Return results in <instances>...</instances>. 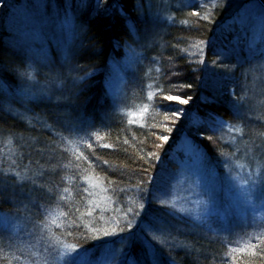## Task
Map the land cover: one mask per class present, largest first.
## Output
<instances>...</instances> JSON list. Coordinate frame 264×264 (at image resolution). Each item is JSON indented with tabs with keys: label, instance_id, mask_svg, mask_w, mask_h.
<instances>
[{
	"label": "trees",
	"instance_id": "trees-1",
	"mask_svg": "<svg viewBox=\"0 0 264 264\" xmlns=\"http://www.w3.org/2000/svg\"><path fill=\"white\" fill-rule=\"evenodd\" d=\"M19 1H6L0 5V83L10 93L25 85L21 71H25L28 65L24 53L12 52L5 46V26L11 12L8 4ZM143 1L47 0V7L59 12L68 6L83 25L82 46L74 62L88 76L66 99L54 97L51 102L24 103L23 106L29 109L24 113L8 106L0 93V213L22 218L25 215L21 212L23 207L29 210L42 208L46 204L43 196L49 192L60 194L63 189L72 201L66 204L64 200L63 205L58 203L62 210H69L61 230H69L74 238L73 245L83 250L101 249L106 244L103 240L95 244L90 230H129L126 227L130 223L148 220L147 214L141 215L142 205L147 208L151 205L158 182L165 177L168 167L176 163L174 157L185 156L176 150L181 139H191L194 151L203 156L209 168L220 174L221 159L234 154L235 149L238 153L237 145L248 149L251 135L264 137L263 109H244V114L239 115L231 106L230 92L233 89H236V95L241 92L239 84L234 86L240 81L236 78L256 59L247 54L253 51L248 36L247 39L232 29L223 28V19L226 20L232 0H218L209 16L202 14L201 9L176 10L174 24L167 34L168 47L165 45L161 52L159 49L148 52L145 65L130 81L132 88L141 89L144 84H150L145 93V97L150 98L145 113L138 121L115 114L106 89L108 70L113 60L122 57L123 45L131 39V31L136 28L140 31L144 26L140 24L137 12ZM221 41H226V46L217 44ZM258 41L261 56L264 53V33ZM221 48L224 52L232 50L228 58L220 57ZM241 57L245 58L242 64ZM209 66L216 71L229 69L227 75L222 74L224 71L220 74L213 71L214 87L207 84L211 82ZM168 95L181 96L188 103L167 101L164 97ZM173 112H179V115L173 116ZM35 114L41 116L39 120L42 122L33 119ZM249 114L256 116L250 117ZM257 118H261L262 123L255 120ZM223 124L238 131L232 142L224 136ZM162 136L167 139L162 140ZM24 139L28 143L21 145L20 140ZM77 139L82 142L81 147L73 152L70 149ZM36 146L45 147L49 154L47 159H39ZM259 147L249 149L260 155ZM11 160L17 163L13 166ZM23 166L31 169L29 174L42 188L16 186L24 172ZM90 176L100 179L113 203L106 212L114 220L112 224L99 218L101 209L89 205L91 196L84 191L82 182L85 183ZM156 209L159 211V206ZM34 220L32 218L28 223L35 225L37 221ZM196 235L191 231L185 234L175 232L177 238L174 240L178 241V246L163 255L166 259L163 261L169 263L172 260L176 264H264V239L254 243L255 248L230 256V248ZM8 237L0 228V264L17 262L12 256L18 250L10 247L7 252L4 247Z\"/></svg>",
	"mask_w": 264,
	"mask_h": 264
},
{
	"label": "rangeland",
	"instance_id": "rangeland-1",
	"mask_svg": "<svg viewBox=\"0 0 264 264\" xmlns=\"http://www.w3.org/2000/svg\"><path fill=\"white\" fill-rule=\"evenodd\" d=\"M46 1L20 0L17 4H8L11 12L5 26V46L12 52L24 53L28 65L25 71H21L26 82L22 88L10 93L5 91L0 83V93H3L8 106L22 113L29 110L23 106L24 103L51 102L54 97L66 99L88 76V73L74 62V57L82 46L83 25L68 6L59 12L54 8L49 9ZM217 1L144 0L138 5L140 24L144 26L140 31L137 28L131 31V41L124 43L122 57L110 64L106 79L107 95L115 114H122L130 121H138L145 113L146 102L150 99L149 96L145 97V93L150 84H144L141 89L137 86L132 88L130 81L137 75L140 67L145 65L148 52H155L156 49L161 52L164 51L165 45L168 47L167 34L174 24L175 11L186 8L201 9L202 14L209 16ZM232 1L233 5L226 20L223 19V28L232 29L245 38L248 36L253 51L247 54L250 53L249 57H256L255 62L250 64L251 67L247 66L240 71L236 78L242 80L241 83H234L235 87L238 84L241 86L239 95L234 93L236 89L230 92L231 106L240 113L239 115H243L244 109L254 111L255 107H258L264 110V53L259 56L260 46L256 44L264 33V8L257 0ZM217 44L226 46V41ZM231 51L229 49L224 52L221 48L220 57L228 58ZM244 61L245 58L241 57V64ZM155 63L157 64V61ZM224 69L216 71L213 66H209L211 82L207 84L214 87L213 71L229 74V69ZM39 117V114H35L33 119L39 120ZM255 120L262 123L261 118ZM39 121L42 122L41 119ZM223 128L224 136L228 137L229 142L237 138L238 131L234 127L223 124ZM250 137L249 148L260 145V155L237 145L238 153L235 149L234 154L221 159L220 174L209 168L203 156L194 151L191 139H181L176 150L185 156L174 157L176 163H171L165 175L163 173L165 177L155 188L153 202L148 208L142 205L141 215L147 214L148 220L138 221L137 224L130 223L131 227H126L129 230L114 231L108 228L109 230H102L104 233L90 230L95 244L102 240L106 243L101 249L90 251L83 250L82 247L77 248L78 245L75 246L71 242L74 238L71 237L70 231L61 230L64 229V216L68 215L69 210H62L58 203H64L66 200L68 204V201H72V197L63 189H60V194L47 192L48 194L43 196L46 204L42 205V208L29 210L23 207L21 212L25 215L22 218L17 215V219L16 216L0 213V228L9 235L4 247L7 252H10V247L18 250L14 256L8 254L12 258L15 257L16 264H68L71 257L75 264H154L156 260L159 264H166L167 262L163 261L166 259L162 256L178 246V241L174 240L177 238L175 232L185 234L191 231L197 234L196 237L230 248V256L244 253L252 248L254 243L264 239V137L259 134ZM20 141L21 145L28 143L25 139ZM30 142L37 144L34 140ZM81 143L77 139L72 143L70 150L77 152ZM44 148H35L42 161L49 155ZM7 158L11 159L10 156ZM15 163L17 161H13L11 165L14 166ZM23 169L24 172L21 173L16 186L26 188L31 185L42 188L34 176L29 174L31 169L27 170L25 166ZM86 179L82 184L84 191L91 196L89 205L101 209L99 218L112 224L114 220L106 212L110 211L113 203L105 187L97 176ZM68 181L72 183L70 179ZM33 202L37 203V200L33 199ZM33 202L31 204H34ZM156 206H159V211ZM44 208L46 209L43 210ZM32 218L34 221H37V218L40 221L32 225L31 220L29 224L28 221ZM122 218L125 220L124 215ZM158 224L160 226H157ZM69 245L74 248H69ZM167 264L176 263L171 260Z\"/></svg>",
	"mask_w": 264,
	"mask_h": 264
},
{
	"label": "snow or ice",
	"instance_id": "snow-or-ice-1",
	"mask_svg": "<svg viewBox=\"0 0 264 264\" xmlns=\"http://www.w3.org/2000/svg\"><path fill=\"white\" fill-rule=\"evenodd\" d=\"M4 2H5V0H0V5L4 4ZM193 15H195V13H193ZM204 19H207V16H205ZM189 87H190V85H189ZM164 99L167 101L178 102L179 104H187L188 103L187 100L183 99L181 96H178V95H168V96H165ZM172 114H173V116H177V115H179V112H173ZM160 138L162 140L167 139V137H163V136ZM97 139H99V137H97ZM209 139H211V137H209ZM106 147H110V145H106ZM0 195H2V193H0ZM130 227H131V224H129V228ZM257 239H259V237ZM68 247L74 248V246H72V245H69ZM251 247L255 248V245H252ZM233 251H235V249ZM241 251H244V249H241ZM68 264H75L73 257L69 258ZM154 264H159V261L158 260L154 261Z\"/></svg>",
	"mask_w": 264,
	"mask_h": 264
},
{
	"label": "water",
	"instance_id": "water-1",
	"mask_svg": "<svg viewBox=\"0 0 264 264\" xmlns=\"http://www.w3.org/2000/svg\"><path fill=\"white\" fill-rule=\"evenodd\" d=\"M6 1H12V0H5ZM257 2L264 8V0H257Z\"/></svg>",
	"mask_w": 264,
	"mask_h": 264
}]
</instances>
